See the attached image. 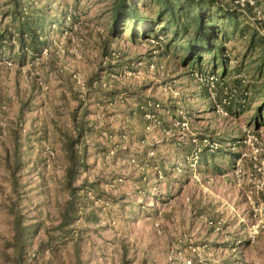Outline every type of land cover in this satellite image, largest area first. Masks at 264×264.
<instances>
[{"label":"rangeland","instance_id":"374dc122","mask_svg":"<svg viewBox=\"0 0 264 264\" xmlns=\"http://www.w3.org/2000/svg\"><path fill=\"white\" fill-rule=\"evenodd\" d=\"M45 1L46 12L51 16L57 14L61 20L62 13L74 15L73 23L67 20L65 25L48 28L51 46L56 51L52 40H57L65 52L60 55L42 52L33 61L27 57L20 66L17 45L10 51L0 49V120L5 117L10 120L8 134L0 137V264L12 254L6 243L12 238L13 217L7 213L6 206L9 196L13 199L14 195L2 161L4 150L11 148V129L21 130L25 160L18 208L28 220L52 221L57 216L58 204L68 198L60 183L64 169L61 134L53 122L74 132L69 114L77 102L73 95L77 99L86 98L88 91L76 86L71 74L79 73L87 86L94 71L92 65L103 64L98 56L103 37L110 36L111 0ZM216 1L223 12L236 9L235 0ZM9 4V0H0V28L9 23ZM149 5L156 14V6ZM256 5L263 22L254 19L250 10L251 19L238 13V21L241 24L249 21L251 28L264 35V0H256ZM219 24L223 55L204 51L200 64L183 61L182 42L170 41L176 37L173 29L158 25L155 32L167 44L150 57L163 66L159 70L149 67V52L153 48L148 41L138 38L132 42L128 30L121 37L111 39L107 54L110 56L114 51L115 55L108 61L114 62L118 71L112 73L115 77L98 79L107 81V86L97 87L90 99L82 102L81 110L87 109V120L96 131L85 137L89 168L78 178V183L85 177L96 181L105 196L96 198L92 191L81 192L85 196L81 198L80 217L73 224L71 236L51 250L36 254L31 264H264V231L259 232L255 243L249 241L253 222L251 205L243 189L231 185H237L231 173L236 156L227 149L229 142L243 137L244 127L252 128L264 138V107L261 109L264 83L258 71L261 48L259 44L250 47L247 38L227 20ZM191 33L190 27L185 37ZM50 57L52 61H48ZM3 59L11 60L13 65H4ZM194 71L222 74L226 85L247 90L245 106L234 103L228 115L218 114L205 84L192 76ZM31 72L34 76L29 77ZM241 74L248 76L247 83L239 80ZM37 77H41L46 89L37 83ZM112 90L115 95L121 93L124 101L110 107L105 101ZM226 91L217 87L220 97ZM63 96L70 109L63 104ZM26 99L28 107L22 109ZM147 101H151L159 123H147L135 113L136 105L144 106ZM110 110L117 114L114 119ZM258 112L261 115L257 124ZM131 116L133 120L129 123ZM182 120L188 122L192 134L188 133V141L178 145L176 133L180 128L171 126ZM122 132L128 134L124 141L107 137ZM195 135L197 139L207 136L223 147L219 154L201 155L199 164L192 168L184 162V154L192 148L191 139ZM48 149L55 152L49 166ZM150 149L154 151L152 157L148 154ZM37 158L43 163L38 162V169L34 167ZM145 163L142 171L140 166ZM155 165L161 169L162 178L157 177ZM249 165L248 160L243 162L245 169ZM89 214L95 215L96 221H90ZM208 220H220V227L208 225ZM41 235L34 237L30 255L35 252Z\"/></svg>","mask_w":264,"mask_h":264},{"label":"trees","instance_id":"16d2710c","mask_svg":"<svg viewBox=\"0 0 264 264\" xmlns=\"http://www.w3.org/2000/svg\"><path fill=\"white\" fill-rule=\"evenodd\" d=\"M9 3V23L0 28V49L3 48L10 51L17 45L16 56L19 59L18 63L20 66L26 63L25 59L27 57L31 61L40 57L44 49L49 48V55L53 52L56 54L48 36L49 29L51 25L57 27L65 25L64 23L67 20H69V23H73L75 19L73 13L68 12L67 15L62 13L60 20L59 15L54 14L51 16L50 13L46 12L45 8L48 4H45L47 3L45 0H39L38 4L34 0H9ZM149 4L156 6V14L149 8ZM249 10L252 11L251 8H248ZM109 11L110 36L107 38L103 37V56L107 55L105 53L111 39L121 37L124 30H128L132 42L138 38L146 41L159 35L155 32V28L158 25H165L167 28H172L173 36H176L171 37L170 41L177 39L182 42L183 61L189 60L194 62V64H200L199 59L204 51L212 52L214 56L216 54L223 55L224 46L221 41L222 29L219 21L225 19L231 24L233 29H238L247 38L250 47L260 45L261 61L258 71L263 76L264 83V35L260 34L255 28H251L252 26L247 20L242 21L241 24L237 16L241 12L237 9L228 8L225 10L226 12H223L216 0H111ZM241 15L243 14L241 13ZM256 20H261L260 23L263 22L262 19ZM190 27L192 28L191 36L185 37ZM166 44L163 38L162 48H158L156 53H160ZM48 61H52L51 57L48 58ZM51 64L53 66L54 62H51ZM110 68V63H107L106 65L97 66L96 70L93 71L87 80V100L92 96L91 92H94V89L91 88L92 81L102 79L101 72ZM220 76L224 78L222 74ZM105 93L107 94V92ZM108 94L112 95L110 97L115 95L113 91L108 92ZM86 98L77 99L73 95V99L77 102L76 106L70 109L68 108V101H64L63 96V104H66V107L70 109L69 114L73 124V133L53 122L57 132L61 134L60 143L64 157V169L60 183L62 188L67 191L68 198L58 204L57 216L52 221L46 222L41 218L28 220L18 208L20 195L18 191L20 189L22 171L25 168V160L22 152L21 130L19 127L11 129V148L4 150L2 161L8 174L12 195H14L13 199L9 196V203L6 206L7 213L13 217L12 238L6 243L7 248H12V254H10L11 256L8 255L5 262L1 264H31V261L36 258V254L51 250L56 243H61L68 239L74 229L73 224L80 217L81 198L85 196L80 194L81 192L92 191L97 194L96 198L105 196V191L100 189L99 184L94 180H88L85 177L78 183L79 176L89 168L87 162L89 154L85 137L89 132L96 131L94 124L87 120V109L81 110L84 108L81 106L82 102ZM27 101L28 99L21 104L22 109L28 107ZM141 106L142 104L136 105L134 111L143 118ZM263 107L264 100L261 103V109ZM22 115L20 113L18 118L21 119ZM259 115H261V112L255 115L257 124L260 118ZM145 122L147 121L145 120ZM220 151L209 155L219 154ZM205 154L207 153H203L202 156ZM235 156L233 154V157ZM39 159L35 160L34 167L36 169L40 167L39 164H43L42 160ZM89 216L92 217L90 221H96L97 217L95 215L89 214ZM39 233H42V235L37 242L35 252L30 255L29 251L33 249L34 237ZM48 263L51 262L48 260Z\"/></svg>","mask_w":264,"mask_h":264},{"label":"built area","instance_id":"2783aa9c","mask_svg":"<svg viewBox=\"0 0 264 264\" xmlns=\"http://www.w3.org/2000/svg\"><path fill=\"white\" fill-rule=\"evenodd\" d=\"M235 6L238 11H240L246 18L251 19L249 16L248 8H251L253 12V18L254 19H261L263 18L261 15L260 10L258 9L256 5V0H235ZM162 40L163 37L157 36V37H151L147 39L148 43L152 45L153 51H157L158 48H162ZM57 40H52V43L57 47L56 48V54L60 55V53L63 54L65 52V48L61 46V43L59 42L57 44ZM58 45V46H57ZM48 51L47 49L43 50V54L47 55ZM115 55L114 51L110 52V56L107 54L106 56H103V61H107L111 59ZM4 65L6 66H12V61L8 59H3ZM31 65V64H30ZM149 67L155 70L163 69V66L158 65L154 61L149 62ZM30 71V66H29ZM30 73V72H29ZM116 73V72H113ZM192 76L198 80L200 83L205 84L207 92L209 94V99L211 103L213 104V107L215 111L220 115H228V110L233 107L234 103H237V106H245L246 100L248 98V91L247 90H240L236 86H228L225 84V81L223 80L220 75L216 73H204L200 71H194L191 72ZM33 75V72L29 75L31 77ZM114 74H110L111 77H113ZM34 76V75H33ZM32 76V77H33ZM72 80L76 86H78L82 90H87V86L85 83L84 78L79 74L73 72L71 74ZM115 77V75H114ZM239 80L242 83L248 82V76L246 74H241L238 76ZM37 83L41 85L44 89L47 88L46 85H43L41 77H37ZM109 81V79H108ZM107 81L104 80H93L91 83V88L95 89L99 86H107ZM217 87H222L226 89L223 97H220L217 92ZM235 98V99H234ZM124 98L122 94H116L113 97H108V99L105 101L108 106H115L116 104L123 103ZM97 105H99V102H97ZM155 106H158V104H155ZM104 107V105H103ZM148 107V108H147ZM142 110V116L147 121V123H150V121H154L156 123L160 122L159 116H157L154 113L153 105L151 101H147L146 104L140 107ZM9 118L5 117L2 120H0V137L6 136L8 134V124H9ZM146 128L149 127L147 124L145 126ZM180 128V131L176 133V142L178 145L184 144L186 141H188V133L192 134L189 131V124L186 120L177 121L176 124L171 126L172 129ZM244 135L241 139H238L233 142H229L227 144V149H229L230 152L236 155L235 158V164L232 165V177L237 181H245L246 183L252 184L250 185L245 192V197L249 204L251 205V211H252V224L249 227V241L253 244L255 241V238L259 234V232L264 231V138L258 136L255 134L254 130L250 127H244L243 128ZM108 138L115 139L116 137H119L118 140H123L128 138V134L126 132H122L119 134H108ZM124 141V140H123ZM145 143V140H141ZM193 142L192 148L184 154V162L188 164L190 167L195 168L200 161L201 155L203 153H216L222 149V144L215 140H210L207 136H203L201 138L196 137V135L191 139ZM240 143V144H238ZM246 146L245 149H242L243 146ZM109 153H112L113 151H109ZM149 157H152L154 155L153 150H149L148 152ZM46 157H47V165L49 166V161L55 157V152H53L51 149L46 150ZM133 160V159H132ZM245 160H248L250 163L249 167L246 169L243 167V162ZM147 164H143V166H140L142 168V171L145 169V166ZM153 166V165H152ZM154 170L156 171L157 177L162 178L163 174L161 169L158 166H154ZM245 171L247 172V175H245ZM107 203V202H104ZM208 225L214 226V228L218 229L220 227L221 221L220 220H208ZM190 240V238H189Z\"/></svg>","mask_w":264,"mask_h":264},{"label":"crops","instance_id":"0c3cea01","mask_svg":"<svg viewBox=\"0 0 264 264\" xmlns=\"http://www.w3.org/2000/svg\"><path fill=\"white\" fill-rule=\"evenodd\" d=\"M108 52H106L105 54H107ZM154 53H156L155 51H152V52H149V58H148V61H151L152 60V58L153 57H150V55H153ZM103 54L104 53H102V52H99V54H98V56H99V58H100V61H102L103 60ZM96 60H98L99 61V59H96ZM103 62V64L102 65H106L107 63L109 64L110 63V65H111V68L110 69H104L102 72H101V77H103L104 79H107L108 77H109V75H110V72L111 73H113V72H116V71H118L117 69H118V66L116 65V64H114V62H108V60L107 61H102ZM96 68H97V66L95 65V63L92 65V68H91V70L93 69L94 71L96 70ZM113 91V90H112ZM109 97L110 96H112V95H108ZM114 111V110H113ZM109 113L110 114H112V116H110V117H112V119H114L113 117H115L117 114H114L113 112H112V110H110L109 111ZM107 115V114H106ZM132 118H133V116H131ZM131 118V120H130V122L129 123H131L132 122V119ZM105 121H106V117H105V119H104ZM107 122V121H106ZM123 128V127H122ZM141 128V127H140ZM138 129V131L139 130H141V129ZM233 181L237 184V185H235V184H231V185H233V186H237V187H239V189L241 190V189H243V191H244V197H245V192H246V189L249 187V185L243 180V181H241V182H237L234 178H233ZM246 199V198H245ZM247 201V200H246ZM248 203V202H247ZM249 205V204H248ZM249 208H250V206H249ZM255 243V242H254ZM264 250V249H263Z\"/></svg>","mask_w":264,"mask_h":264}]
</instances>
